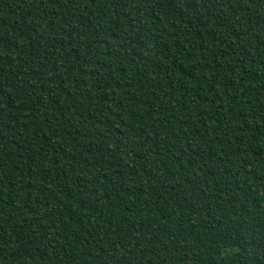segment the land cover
<instances>
[{
    "label": "trees",
    "instance_id": "obj_1",
    "mask_svg": "<svg viewBox=\"0 0 264 264\" xmlns=\"http://www.w3.org/2000/svg\"><path fill=\"white\" fill-rule=\"evenodd\" d=\"M0 264H264V0H0Z\"/></svg>",
    "mask_w": 264,
    "mask_h": 264
}]
</instances>
